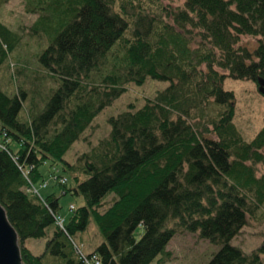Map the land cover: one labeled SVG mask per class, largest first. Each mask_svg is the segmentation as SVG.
<instances>
[{"label": "trees", "instance_id": "1", "mask_svg": "<svg viewBox=\"0 0 264 264\" xmlns=\"http://www.w3.org/2000/svg\"><path fill=\"white\" fill-rule=\"evenodd\" d=\"M146 1L25 0L39 15L32 33L49 41L38 60L60 86L30 122L19 118L26 92L0 88V202L24 264H151L183 231L219 247L207 264H264V239L249 254L231 244L264 203V174L256 175V165L264 166V126L244 141L233 122L235 95L223 87L226 78H264V0H182L160 12ZM243 36L259 39L258 47L240 46ZM19 40L0 21V72ZM149 78L169 86L142 108L130 105L110 118L109 137L80 157L81 168L67 163L97 116L129 84ZM211 103L218 113L204 124L198 117L207 120ZM48 163L59 196L36 188L49 186L42 173ZM57 163L71 185L56 180L63 178ZM68 194L84 204L71 205L65 219L60 198ZM93 224L103 241L87 254L75 238ZM42 238L38 255L25 246Z\"/></svg>", "mask_w": 264, "mask_h": 264}, {"label": "rangeland", "instance_id": "2", "mask_svg": "<svg viewBox=\"0 0 264 264\" xmlns=\"http://www.w3.org/2000/svg\"><path fill=\"white\" fill-rule=\"evenodd\" d=\"M144 5L146 0H140ZM183 3L182 0H150L151 9L160 12L163 7L177 8ZM139 4L133 5L131 12H138ZM166 15V14H165ZM164 15V16H165ZM39 15L27 11L25 0H0V21L19 37V43L15 50L10 54L9 60L0 72V88L10 95H14L21 90L26 92L24 109L20 114V119L30 122L31 118L38 115L45 107L48 99L59 88L60 83L54 81L50 74L41 66L38 55L42 50L49 46L46 35L39 36L33 34L31 29L37 21ZM127 35L126 37H128ZM121 43L116 51L119 55L124 54ZM259 45V39L249 36L241 37L240 46L255 50ZM115 60H110L106 69H112ZM223 73L222 70L216 69ZM169 82L148 79L142 86L129 84L126 93L111 106L104 109L91 126L83 133L80 140L76 142L64 159L67 163L81 168L80 157L90 154L99 143L107 139L111 133L110 118L117 117L123 112L128 111L130 105H134L135 110L142 108L148 100H153L157 94L168 88ZM224 89L232 91L235 95V117L234 124L240 135L246 142H250L264 126V95L259 92L258 83L250 80H233L226 78ZM219 108H215L211 103L208 109L207 120L198 117L200 121L207 124L218 113ZM212 129V126H210ZM215 138V135L211 136ZM14 147V145H12ZM48 163L42 168L45 182L48 183L42 188L36 185L40 193H55L60 195L61 188L55 185L50 172L55 173L52 166ZM55 170L63 178L56 180L65 183L69 180L72 184V175L63 171V164L53 165ZM264 174V166L256 165V175L261 177ZM66 178V179H65ZM34 189V188H33ZM35 191V189H34ZM112 196L104 202V208L111 204ZM84 199L81 196L68 194L60 198V214L69 218L71 215L69 208L82 206ZM63 219V218H62ZM171 221L169 224H173ZM142 229L138 228L135 232L136 239H139ZM264 239V203L252 214L245 226L231 240V244L240 248L244 253L249 254L261 245ZM103 241L98 229L91 225L84 233L77 235L76 244L84 253L89 254ZM47 238L29 239L25 246L32 250L36 255L45 250ZM219 247L213 245L208 240L202 239L197 232L183 231L176 233L166 246V256L159 255L151 264H207ZM264 262V255L261 256Z\"/></svg>", "mask_w": 264, "mask_h": 264}, {"label": "water", "instance_id": "3", "mask_svg": "<svg viewBox=\"0 0 264 264\" xmlns=\"http://www.w3.org/2000/svg\"><path fill=\"white\" fill-rule=\"evenodd\" d=\"M259 92L264 95V78L257 80ZM0 264H24L19 236L0 202Z\"/></svg>", "mask_w": 264, "mask_h": 264}, {"label": "built area", "instance_id": "4", "mask_svg": "<svg viewBox=\"0 0 264 264\" xmlns=\"http://www.w3.org/2000/svg\"><path fill=\"white\" fill-rule=\"evenodd\" d=\"M57 222L60 227H63L64 220L61 217H57ZM95 264H98V262H95Z\"/></svg>", "mask_w": 264, "mask_h": 264}]
</instances>
